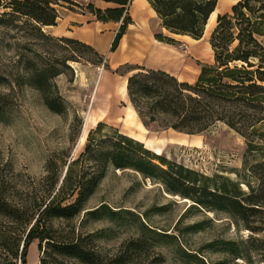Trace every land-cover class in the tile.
Segmentation results:
<instances>
[{
    "label": "rangeland",
    "instance_id": "374dc122",
    "mask_svg": "<svg viewBox=\"0 0 264 264\" xmlns=\"http://www.w3.org/2000/svg\"><path fill=\"white\" fill-rule=\"evenodd\" d=\"M217 7L224 14L232 5ZM79 9L58 8L60 17ZM56 25L39 29L33 20L20 16L0 21V190L4 198L20 204L40 197L49 177L64 172L65 162L84 151L88 132L102 122L105 126L95 138L112 127L170 162L204 176L238 181L244 196L252 194L253 202H258L253 205L257 210L250 214L249 228L241 220L236 226L225 212L197 206L134 171L109 166L85 206L86 210L100 207L99 211L52 220L55 236L80 238L101 264H116L115 260L119 264H264V122L248 136L224 122L194 134L164 126L163 116L145 123L127 95L128 76L136 70L127 72L131 66L125 64L114 66L110 47L101 54L64 35L70 24L62 23L61 31ZM149 25L153 35L168 34L157 18ZM215 25L216 17L199 39L170 34L176 40L171 45L174 51L169 50L176 60L175 73L187 71L178 76L189 85L195 84L200 63H214L209 38ZM42 70L46 74L40 82L47 86L49 99L62 104L60 112L45 105L36 85ZM123 83L124 94L119 92ZM88 114L93 122L83 132ZM38 244L34 240L28 245L26 264H39L43 251ZM51 264L76 263L58 258Z\"/></svg>",
    "mask_w": 264,
    "mask_h": 264
},
{
    "label": "trees",
    "instance_id": "16d2710c",
    "mask_svg": "<svg viewBox=\"0 0 264 264\" xmlns=\"http://www.w3.org/2000/svg\"><path fill=\"white\" fill-rule=\"evenodd\" d=\"M101 1L110 5L99 8L93 0L85 3L76 0H0V9H3L0 21L20 16L33 20L40 29L57 24L58 8L73 10V6H77L99 21L119 22L110 46V51H114L132 22L128 8L133 0ZM147 1L160 20V27L168 33H156L154 37L169 45L176 43L170 34L201 38L217 4V0ZM216 20L217 25L209 38L214 63H200L193 86L164 71L144 67H136V72L128 76L129 101L145 123L158 121V116H163L167 122L164 126L194 134L224 122L248 136L256 131V124L264 122V0H235L231 11L218 14ZM45 74L46 70L37 74L36 85L43 94L45 105L60 112L62 104L50 100L47 86L40 82ZM2 118L0 111V121ZM104 126L98 122L88 132L84 151L65 162L67 169L61 183L63 171L55 177L51 175L49 184L36 200L17 204L6 200L0 190V259L5 261L4 264H17L16 258L19 264H26L27 247L34 240L39 241L38 248L43 251L39 264H51L58 258L76 264H101L80 238L55 236L52 220H71L82 212L97 213L100 207L86 210L85 206L109 166L134 171L162 185L169 194L215 212H225L236 226L241 220L249 228L250 214L257 210L253 205L259 204L253 202L252 194L244 196L238 181L218 175L204 176L170 162L152 153L142 142L112 127L95 138ZM253 145L249 143L250 147ZM67 200L70 202L66 203ZM230 251L234 253L231 248ZM235 256L239 257V254ZM114 262L119 264L117 260Z\"/></svg>",
    "mask_w": 264,
    "mask_h": 264
},
{
    "label": "crops",
    "instance_id": "0c3cea01",
    "mask_svg": "<svg viewBox=\"0 0 264 264\" xmlns=\"http://www.w3.org/2000/svg\"><path fill=\"white\" fill-rule=\"evenodd\" d=\"M93 2L99 8H106L110 5L101 0H93ZM219 3L230 7V5L235 3V0H217V4L213 10H216L215 17L220 13L217 10ZM128 12L132 22L128 24L125 33L119 40L117 48L112 51V54L115 55L112 64L114 66L125 64L131 66L130 68L133 70H137L135 69L136 67L161 70L173 75L178 81L188 82L187 79H182L178 76L180 74L187 75V71L175 73L176 60L170 55L171 52H169V50L174 51L173 47L156 40L151 31L149 24L154 18L158 19V17L149 2L147 0H133L129 5ZM64 22L70 24L65 29L64 35H69L73 39L91 45L101 54L107 52L108 47L111 46L120 25L119 22L99 21L93 14L83 11H71L60 17L56 25L60 31ZM197 71L200 72V70Z\"/></svg>",
    "mask_w": 264,
    "mask_h": 264
},
{
    "label": "bare ground",
    "instance_id": "6f19581e",
    "mask_svg": "<svg viewBox=\"0 0 264 264\" xmlns=\"http://www.w3.org/2000/svg\"><path fill=\"white\" fill-rule=\"evenodd\" d=\"M215 15H216V10L215 11H213L212 13H211V15L209 16V19H208V21H207V23H206V25H205V29L208 27V25H209V23L211 22V21H213L214 22V18H215ZM120 88H119V92L120 93H123L124 94V92H125V83H123L121 86H119ZM93 122V118L88 114V116L85 118V123H84V129H83V132L85 131V127H86V125L89 123V122ZM83 140V134H82V136L80 137V142Z\"/></svg>",
    "mask_w": 264,
    "mask_h": 264
},
{
    "label": "water",
    "instance_id": "95a60500",
    "mask_svg": "<svg viewBox=\"0 0 264 264\" xmlns=\"http://www.w3.org/2000/svg\"><path fill=\"white\" fill-rule=\"evenodd\" d=\"M216 18H217V17H216ZM216 25H217V20H216ZM216 25H215V26H216ZM215 26H214V27H215ZM213 29H214V28H213ZM213 29H212V30H213ZM211 32H212V31H211ZM81 133H82V129H81L80 134H81ZM66 169H67V165H66V167H65V169H64V172H63V174H62V177H61V180H60L59 184L61 183L62 178H63V176L65 175Z\"/></svg>",
    "mask_w": 264,
    "mask_h": 264
}]
</instances>
